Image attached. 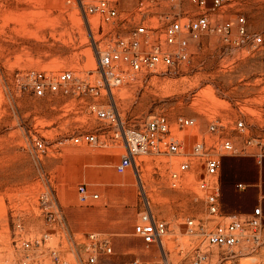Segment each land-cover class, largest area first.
I'll return each instance as SVG.
<instances>
[{
	"label": "rangeland",
	"instance_id": "374dc122",
	"mask_svg": "<svg viewBox=\"0 0 264 264\" xmlns=\"http://www.w3.org/2000/svg\"><path fill=\"white\" fill-rule=\"evenodd\" d=\"M100 1L0 0V264H21L26 257L28 264H79L88 256L90 233L114 248L97 264H131L136 258L143 264H192L199 247L209 256L203 264H264V218L251 240L231 249L207 247L203 236L188 232V218L207 220L192 179L172 186L167 163L176 170L181 157L149 154L137 159L139 173L130 168L118 174L122 147L72 141L83 132H98L96 112L103 105L117 108L134 128L138 120L159 115L171 123L180 116L195 118L192 134L174 130L189 142L212 123L223 125L219 134L233 141L238 154L220 155L222 205L244 213L262 207L264 214V167L259 172L244 156L259 153L264 144V0L210 13L212 25L243 16L247 29L262 35L261 46L242 45L236 26L227 35L209 31L189 41L188 59L173 73L162 68L138 73L112 93L103 88L98 52L118 48V38L128 37L134 26L84 12ZM207 3L211 9L212 0ZM138 4L121 0L118 16L155 26L158 36L167 15L207 13L190 0L153 3L147 15ZM65 71L74 74L66 89L34 95L38 74L54 80ZM238 122L243 130H237ZM238 182L249 188L238 190ZM80 185L99 198L82 204ZM148 203L168 226L162 243L151 246L134 235ZM76 219L79 229L86 224L89 230L75 231ZM112 224L115 230H100Z\"/></svg>",
	"mask_w": 264,
	"mask_h": 264
},
{
	"label": "built area",
	"instance_id": "2783aa9c",
	"mask_svg": "<svg viewBox=\"0 0 264 264\" xmlns=\"http://www.w3.org/2000/svg\"><path fill=\"white\" fill-rule=\"evenodd\" d=\"M132 1V0H123ZM175 0H139L138 11L142 15L149 14L153 3L174 2ZM244 0H212V8H207V0H190L192 4L207 13H189L184 17L166 16V24L161 35L158 28L149 26L144 21L131 22L128 18L118 16V7L121 0H101L97 5L84 8L88 14H101L107 21L121 26H134L126 38H118V48L98 52V66L103 76V88L112 93L113 88L122 85L129 76L138 73L154 71L159 68L169 73L187 61L189 41L195 40L202 34L215 31L220 34H231L236 26V32L242 45L258 47L263 44L261 34L250 32L246 27L245 18L237 16L236 21L223 24L211 22V11H220L225 6H232ZM119 17V18H118ZM117 19L119 22L114 21ZM157 34V35H156ZM238 43V44H240ZM74 79V74L65 71L52 80L43 74H38V79L33 87L36 97L45 96L46 92H58L66 89V85ZM92 91L95 87L91 88ZM101 123L98 132L87 131L72 137L76 144L101 145L122 147L124 153L115 165L118 174H125L130 168L139 173L137 159L149 154H158L170 157H181L182 160L176 170H171L173 162L167 163L170 179L174 188H180L186 179H192L198 192L201 194L205 206L207 222L188 218L187 230L204 237L203 244L207 247H220L231 249L251 240L262 226L264 218L260 207L255 208L251 215L237 213L227 214L222 210L221 190V154H238V149L229 137L220 135L223 125L212 123L208 132H199L192 135V141L186 137H179L174 130L192 134L196 127L195 118L178 117L171 123L165 115L154 116L145 121H137V128L128 125L114 106L103 105L96 112ZM174 124V125H173ZM245 128L243 122L237 123V130ZM37 148L42 149L43 144L37 143ZM260 157L264 156V144L260 146ZM197 159V161L195 160ZM248 186L244 183L236 184V188L243 191ZM79 200L88 204L97 200L98 194L89 195L87 187H78ZM213 220L216 225L209 228ZM168 230L167 223L155 217L149 203L142 212L140 221L134 226V235L148 245L159 244ZM88 256L79 261V264H97L100 257L111 256L114 248L111 243L98 233H90L86 237ZM25 249L30 247L24 243ZM209 260L208 252L202 247L197 249L196 257L192 264H203ZM21 264H28L26 257ZM131 264H143L139 258Z\"/></svg>",
	"mask_w": 264,
	"mask_h": 264
},
{
	"label": "crops",
	"instance_id": "0c3cea01",
	"mask_svg": "<svg viewBox=\"0 0 264 264\" xmlns=\"http://www.w3.org/2000/svg\"><path fill=\"white\" fill-rule=\"evenodd\" d=\"M244 156H248V157H250L254 161V164L258 167L259 172L264 167V156L263 157H260L256 153L244 154ZM238 183H244V184H246L248 186L243 191H246L249 188V185L247 183H245V182H238ZM238 183H236V184H238ZM236 184H235V186H236ZM91 201H96V200H91ZM260 208L262 209V207H260ZM246 209H247V207H246ZM222 210H223L224 213H227V214L237 213V214H241V215H251V214H253V212H254L255 209L254 210L251 209L250 212L248 211L247 213H244V212H241V211H238V210L228 211V209H225L224 205H222ZM262 211H263V209H262ZM263 216H264V214H263ZM116 226H117L116 224L106 225L104 228H101L100 230H103V231H113V230H115V227ZM74 229L77 232H79V230H85V229L89 230V228H87L86 224L85 225H82L81 224L80 229H79V219H76L75 220Z\"/></svg>",
	"mask_w": 264,
	"mask_h": 264
},
{
	"label": "bare ground",
	"instance_id": "6f19581e",
	"mask_svg": "<svg viewBox=\"0 0 264 264\" xmlns=\"http://www.w3.org/2000/svg\"><path fill=\"white\" fill-rule=\"evenodd\" d=\"M42 13V12H41ZM43 15V13H42ZM44 19V18H43ZM46 21V20H45ZM39 22H40V26L44 25L45 23H43V20L42 19H39ZM51 22V21H50ZM162 243V242H161Z\"/></svg>",
	"mask_w": 264,
	"mask_h": 264
}]
</instances>
